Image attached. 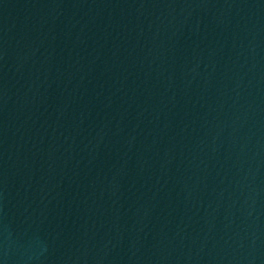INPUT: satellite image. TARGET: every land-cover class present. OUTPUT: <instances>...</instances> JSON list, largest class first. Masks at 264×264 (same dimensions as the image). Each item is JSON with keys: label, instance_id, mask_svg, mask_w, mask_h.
<instances>
[{"label": "water", "instance_id": "95a60500", "mask_svg": "<svg viewBox=\"0 0 264 264\" xmlns=\"http://www.w3.org/2000/svg\"><path fill=\"white\" fill-rule=\"evenodd\" d=\"M118 0H0V264H21Z\"/></svg>", "mask_w": 264, "mask_h": 264}]
</instances>
